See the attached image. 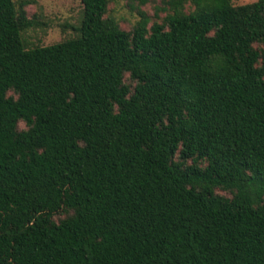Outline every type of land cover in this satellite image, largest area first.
Instances as JSON below:
<instances>
[{"label":"trees","instance_id":"obj_1","mask_svg":"<svg viewBox=\"0 0 264 264\" xmlns=\"http://www.w3.org/2000/svg\"><path fill=\"white\" fill-rule=\"evenodd\" d=\"M81 1L0 0V264H264V0Z\"/></svg>","mask_w":264,"mask_h":264},{"label":"rangeland","instance_id":"obj_2","mask_svg":"<svg viewBox=\"0 0 264 264\" xmlns=\"http://www.w3.org/2000/svg\"><path fill=\"white\" fill-rule=\"evenodd\" d=\"M21 1V0H16ZM26 10L35 25L25 32V38L30 46L48 45L59 42L74 35L72 25L78 24L81 0H30ZM256 0H233L234 4H244ZM154 14L151 3L142 6ZM110 12L116 15L124 27H130L138 18L128 5V0H110Z\"/></svg>","mask_w":264,"mask_h":264}]
</instances>
